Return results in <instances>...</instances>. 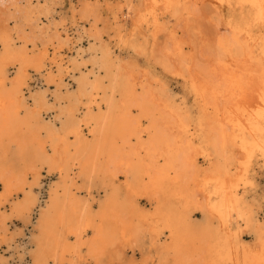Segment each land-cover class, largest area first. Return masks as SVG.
<instances>
[{
    "label": "bare ground",
    "instance_id": "1",
    "mask_svg": "<svg viewBox=\"0 0 264 264\" xmlns=\"http://www.w3.org/2000/svg\"><path fill=\"white\" fill-rule=\"evenodd\" d=\"M3 2L0 264H264L247 198L264 168V0L69 1L71 25L55 0ZM205 7L216 38L197 51L179 34ZM163 33L161 68L190 102L117 52Z\"/></svg>",
    "mask_w": 264,
    "mask_h": 264
},
{
    "label": "rangeland",
    "instance_id": "2",
    "mask_svg": "<svg viewBox=\"0 0 264 264\" xmlns=\"http://www.w3.org/2000/svg\"><path fill=\"white\" fill-rule=\"evenodd\" d=\"M3 1L6 2V5H7L8 0H3ZM69 1L74 3V1L76 2L77 0H55V3L53 4L54 5L53 6V8H54L53 16L55 18H58V19L63 18L65 21H67V23L69 25H71V23H69L70 15H71V11L69 8L70 7ZM6 5L3 4V6L5 7V8L3 7V11L4 10L6 11V9H7ZM202 10L200 11V13L203 15H201L198 12V15L190 16L189 18H191V19H189V18L187 20L185 19V24L183 25L184 26L183 31H185L186 33L184 32L185 34H183V32L180 31V33L182 32V34L181 35L179 34L180 38L185 36L186 39H184V37H183L182 40L183 39L185 41L187 40L188 41V42L186 41L187 43L194 45L197 51L204 48V47L205 48L211 47V45H213V42L215 41V38H216V36H215L216 35L215 25L209 20V16H207L206 15L207 13L205 12L206 10L209 11V9H208V7H205V8H202ZM199 14L201 16H199ZM131 16H132V14H131ZM167 20L169 21L168 25L170 28L176 27L175 24H177V21H178L177 19L171 17V18H167ZM9 21H11L10 25L13 26L14 21H12V20H9ZM172 21H174V22H172ZM127 26H128V28H130V26H131V17L129 18V23H127ZM165 34L166 33H163L158 37V40L156 41L157 45L156 44L155 45L149 44L145 54L136 55L133 53L132 49L130 50V48H127V47H123L124 49L122 48L121 50H118L117 52L126 61H131L134 56H136V57H134V59L137 58V56H138L137 60H138L139 65L141 66V68H148L149 67L148 68L149 70H151L153 68L151 71L154 74V76L160 77L161 81L163 83L165 82L166 85L169 86V88L171 90L170 91L171 95L174 98H176L178 100H185L187 102H190L189 97H187V94L185 92V88L183 87L182 81L178 77H173L171 74L169 75V73H166V71L163 68H161L162 66L158 60L159 59V53L158 52H159V50H161L163 48L164 44L166 43V41L168 39L166 37L167 34L166 35ZM150 47H152V49L154 50V53ZM151 54H152V56H151ZM148 63H149V65H148ZM154 69H155V72H154ZM158 71H160V73ZM35 76L36 75H34V77ZM54 179H55V177H52L49 173H47V171L45 169H42V175H41V180H42L41 192L42 193H41V195L43 198L46 197L48 189L51 186V184L53 183ZM256 184H257L256 190L249 191L247 198H248V202L252 205V207L254 209L256 208V210L258 211L257 208L260 207L259 210L261 209L260 211H262L264 209V168H261L258 171V174L256 177ZM249 200L252 202H250ZM245 238L249 241L253 240V236L250 233H247ZM10 254L11 253H6V254H4V256H6V257L8 256V258H11V257H9ZM136 257L138 258L137 262H139L140 261L139 254H136Z\"/></svg>",
    "mask_w": 264,
    "mask_h": 264
}]
</instances>
